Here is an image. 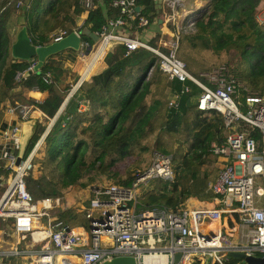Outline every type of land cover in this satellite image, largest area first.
I'll return each mask as SVG.
<instances>
[{
	"label": "trees",
	"instance_id": "1",
	"mask_svg": "<svg viewBox=\"0 0 264 264\" xmlns=\"http://www.w3.org/2000/svg\"><path fill=\"white\" fill-rule=\"evenodd\" d=\"M135 2L140 6L139 14L151 22L157 15L153 0ZM260 4L261 0H205L179 25L175 55L191 74L202 80L199 71L225 63L234 67L252 90L264 92V19H256ZM82 12L81 28L86 26L96 34L106 19L116 14L108 6V0H0V118L14 73L24 70L35 59V56L15 59L10 55L17 16H22L30 42L44 45L59 28L69 32ZM167 26L174 29L170 22ZM81 34L88 41L84 53L90 57L99 36L93 39ZM162 34L154 32L148 42L155 45L159 37H164ZM77 52L65 48L49 54L37 69L17 82L24 90L36 86L46 91L44 98L35 104L48 118L55 115L77 78V69L83 62ZM66 60H75V64L65 63ZM45 72L50 82L44 80ZM184 84L188 90L182 89ZM199 89L191 81L169 78L152 51L138 47L124 54L121 43L111 44L55 115L39 155L34 157V168L24 176L26 189L37 199L79 190V186L91 185L99 177L128 185L135 170L144 169L149 162L144 166L139 155L148 157L154 150L167 153L169 148L163 139L167 137L171 143L172 136H178L179 143L169 152L173 177L151 181V186L136 199L135 210L153 207L175 210L187 196L210 198L206 183L214 175H210L207 164L211 157L216 160L210 142L223 139V122L218 111L196 108L193 96ZM170 91L177 93L175 107L167 104ZM81 103L85 104L83 109L79 108ZM43 128L42 122H35L24 152ZM249 134L255 138L260 135L256 128H250ZM3 188L0 186V192ZM89 196L90 193L84 200L86 205ZM70 213L72 208L64 207L56 216L67 223ZM224 261L241 264L239 258L230 256ZM191 263L198 264L196 255L191 257Z\"/></svg>",
	"mask_w": 264,
	"mask_h": 264
},
{
	"label": "built area",
	"instance_id": "2",
	"mask_svg": "<svg viewBox=\"0 0 264 264\" xmlns=\"http://www.w3.org/2000/svg\"><path fill=\"white\" fill-rule=\"evenodd\" d=\"M136 5L135 0H108V6L116 14L102 24L97 34L98 43L90 57L84 53L88 41L82 38L80 31L84 13L75 18L70 31L78 36L76 56L87 61L67 93L70 95L77 88L91 72L92 65L97 62L95 58L115 42L124 46V54L138 47L152 51L158 66L169 78L191 81L200 88L193 96L196 108L214 109L222 117L223 139L210 142L217 169L206 183L216 204L136 211L135 201L145 184L157 178L170 180L173 177L170 154L154 150L148 165L136 169L128 185L99 182L90 186L88 203L83 208L84 224L64 223L56 216L65 207L61 195L33 199L25 187L24 176L34 168V157L39 155L42 140L54 117H46L35 104L44 98L46 91L31 86L27 90L37 95L26 100L10 96L2 107L5 113L13 115V121L0 125V167L3 169L0 185L4 186L0 192V217L11 219L9 231L15 244H21L25 238L29 241L22 247L13 245L0 249V264H97L121 254L133 256L136 264H192L193 255L198 264H205L206 258L208 264H225L230 251L264 258V92L252 90L242 82L234 67L225 63L199 71L198 75L204 80L191 74L175 55L179 26L174 25L172 32L168 28L170 39L159 37L152 45L149 37L139 35L138 28H143L148 21L146 16L139 14V5L135 9ZM67 33L59 28L51 34V41ZM34 63L35 59L24 70L14 73L9 94L22 89L17 82ZM48 76L45 72L46 82L51 81ZM182 89L189 87L184 84ZM177 102V93L170 91L167 104L175 107ZM84 107L83 103L79 105L81 109ZM34 110L40 112L39 116L32 114ZM42 116L45 119H41ZM30 117L35 122L46 123L29 150L15 164L20 124ZM250 128L258 130L259 138L249 134ZM13 201L25 205L11 207ZM232 212L234 224H237L236 239L231 237L232 232L224 222ZM38 216H46L44 224L37 221ZM175 252L179 256L173 262ZM17 255L23 257L22 263L12 258ZM149 257L161 260L150 262L146 260Z\"/></svg>",
	"mask_w": 264,
	"mask_h": 264
},
{
	"label": "crops",
	"instance_id": "3",
	"mask_svg": "<svg viewBox=\"0 0 264 264\" xmlns=\"http://www.w3.org/2000/svg\"><path fill=\"white\" fill-rule=\"evenodd\" d=\"M204 1L205 0H160L158 5H155V3L153 2L155 8L157 9V15L151 20V22H149L143 29H141V31L139 32V35L147 38L149 37V35L153 34L154 32H162L163 33L162 35L164 36V38L170 39V34L169 35L167 34L168 32L167 23L170 22L175 26L177 25L179 26L182 20L184 19V17L186 15H189L195 8L201 5ZM261 1H262V4H260V7L256 11V19L258 21H260V19L258 18L259 16H257V13L260 11V14H264V0H261ZM77 18L78 16L76 17V19ZM74 62L75 61L69 62L66 60L65 63H69L70 65L71 64L73 65L75 64ZM94 66L95 64L92 65L90 71L94 69ZM42 94L44 95V93ZM34 95H37L35 94L34 91L16 89L14 90V92H11L10 94H8V96L4 99V103H6L8 99H10L9 98L10 96H13L18 99L26 100L30 97H34ZM68 96H69V93L65 95L64 99L65 98L67 99ZM62 105L60 104V106L58 107L57 113L59 111V108L62 107ZM32 114L34 116H37V115L39 116L40 112L38 110H34ZM41 119H45V117L42 116ZM11 121H13V115L5 113L2 110L0 122L7 123ZM21 124H20V128H21ZM85 199L87 200V198H63L65 208L74 207V209L76 210L75 212H77V210H82L85 207L83 205ZM180 204H182L180 207L192 208V207H199V206H212L216 204V201L214 198H211V197L210 198H200L196 196H187L186 198L183 199V201ZM24 205L25 204H23L20 201H13L10 206L14 207V206H24ZM5 221H6L5 218L0 217V243H1L0 249H5L7 247L8 248L13 247V245H15L16 247H22V245L15 244L14 236H12V233L10 231H9V234L12 236L11 238L8 235L3 237V224ZM224 222L228 227L227 229H230L232 232L231 237L233 239H236L237 232H235V227L237 224L236 225L234 224L235 221L233 220L232 222H230L225 217ZM20 257L23 259L21 255L14 256L13 259L15 261H19L21 259Z\"/></svg>",
	"mask_w": 264,
	"mask_h": 264
},
{
	"label": "water",
	"instance_id": "4",
	"mask_svg": "<svg viewBox=\"0 0 264 264\" xmlns=\"http://www.w3.org/2000/svg\"><path fill=\"white\" fill-rule=\"evenodd\" d=\"M153 2L155 3V5H158L160 0H153ZM135 9H138L137 5L135 6ZM16 24L17 27L13 33L10 42L11 57L15 59H28L32 56H35V63L33 64L32 69L25 70L23 73L24 75L30 73L34 69H37V67L41 64V62L47 55L58 52L65 48L77 49L78 47V36L72 31L68 32L66 35H64L61 39L57 41H50L49 43L44 45H35L30 42V39L24 26V20L21 15L17 16ZM80 31L83 34L89 35L93 39L97 38V34L90 31L86 26H83ZM65 99H63L61 105L65 102ZM54 117L52 118V121ZM34 128L35 119L33 117L23 120L19 131L18 148L15 154L14 161L15 164H17L21 159ZM9 223L10 218H7L3 224V237L7 235L10 238L12 237L9 234ZM226 255L230 257L239 258L243 264H264L263 257L254 255H244L241 251H230ZM178 256V252L173 253L172 261L175 262L178 259ZM97 264H136V262L133 256L128 254H121L103 259ZM205 264H208V258H206Z\"/></svg>",
	"mask_w": 264,
	"mask_h": 264
},
{
	"label": "rangeland",
	"instance_id": "5",
	"mask_svg": "<svg viewBox=\"0 0 264 264\" xmlns=\"http://www.w3.org/2000/svg\"><path fill=\"white\" fill-rule=\"evenodd\" d=\"M257 16H259L258 18L260 19V21H262L263 19H264V14H260V11L257 13ZM17 25V24H16ZM168 27V26H167ZM169 28V27H168ZM170 32H172L171 30H170ZM170 32L169 33H167L168 35L170 34ZM168 38V37H167ZM169 39V38H168ZM103 53H104V51L101 53V55H99V56H97L95 59L98 61V59H100V57L103 55ZM62 54H64V53H62ZM87 57V56H86ZM79 60V59H78ZM75 61V60H74ZM87 60H84L83 62L80 60V62H82V64H80L79 65V67H78V69H77V72H81V70L83 69V67H84V65H85V62H86ZM95 64V63H94ZM93 64V65H94ZM72 65V64H71ZM78 73V74H79ZM88 73H90V72H88ZM44 123V125H45V123L46 122H43ZM167 136V135H166ZM172 138H173V140H172V142L170 143L168 140H167V137L166 138H164L163 139V141L166 143V147H168L169 148V152H170V150H171V148L172 147H174V146H176L178 143H179V139H178V136H172ZM169 152H167V153H169ZM150 155L148 156V157H143V156H140L139 155V160H143L144 159V163H143V165L145 166L146 164H147V162L150 160ZM149 163V162H148ZM148 165V164H147ZM146 165V166H147ZM216 168H217V163H216V160L213 158V157H211V159H209L208 160V164H207V170H209V173H210V175L212 176V175H214V173L216 172ZM38 174V173H37ZM108 181H111V180H109V179H106V178H103V177H99L98 179H96L95 181H93V182H91L92 184L91 185H93V183H98V182H108ZM154 182V181H153ZM90 183H88V184H86L85 186H79V190L77 189V188H75V189H71V190H68V191H66L64 194H62L61 196L63 197V198H86V196H88L89 195V192H90ZM0 186H2L3 187V184L2 185H0ZM151 186V184H145L144 186H143V189L141 190V191H143L144 189H146V188H149ZM141 191H140V193H141ZM139 193V194H140ZM83 205L84 206H86V204L85 203H83ZM72 208V213H70V218L71 219H69V221H67V223H68V225H76V224H81V223H84V218H83V209L82 210H77V212H75L76 210L73 208V207H71ZM46 218V216H38V219H37V221H39L40 223H43L44 224V222H45V218ZM69 217V216H68ZM29 241V239L28 238H25V239H23L22 241H21V244H19V245H22V246H24V244L26 243V242H28ZM1 244V243H0ZM33 245L35 246L36 244H34L33 243ZM17 256H20V255H17ZM12 258H14V256H12ZM21 258V257H20ZM23 262V259L21 258L19 261H18V263H22Z\"/></svg>",
	"mask_w": 264,
	"mask_h": 264
},
{
	"label": "bare ground",
	"instance_id": "6",
	"mask_svg": "<svg viewBox=\"0 0 264 264\" xmlns=\"http://www.w3.org/2000/svg\"><path fill=\"white\" fill-rule=\"evenodd\" d=\"M234 216H235V214L232 212V213H230L229 215H227L226 218H227L230 222H232V221L234 220ZM230 222H229V223H230ZM229 223H228V224H229ZM146 260H148V261L151 262V261H155V260H161V258H150V257H149V258H147Z\"/></svg>",
	"mask_w": 264,
	"mask_h": 264
},
{
	"label": "clouds",
	"instance_id": "7",
	"mask_svg": "<svg viewBox=\"0 0 264 264\" xmlns=\"http://www.w3.org/2000/svg\"><path fill=\"white\" fill-rule=\"evenodd\" d=\"M56 113H57V111H56ZM56 113H55V114H56ZM53 120H54V119H53Z\"/></svg>",
	"mask_w": 264,
	"mask_h": 264
}]
</instances>
